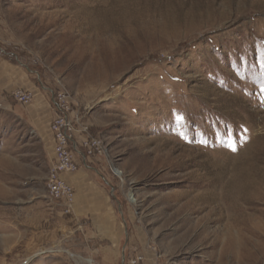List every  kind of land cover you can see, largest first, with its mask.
I'll use <instances>...</instances> for the list:
<instances>
[{"label": "rangeland", "instance_id": "1", "mask_svg": "<svg viewBox=\"0 0 264 264\" xmlns=\"http://www.w3.org/2000/svg\"><path fill=\"white\" fill-rule=\"evenodd\" d=\"M16 89L67 90L145 261L264 264V0H0V264H76Z\"/></svg>", "mask_w": 264, "mask_h": 264}, {"label": "crops", "instance_id": "2", "mask_svg": "<svg viewBox=\"0 0 264 264\" xmlns=\"http://www.w3.org/2000/svg\"><path fill=\"white\" fill-rule=\"evenodd\" d=\"M42 96L44 97L43 94ZM42 100L37 98L33 101L32 111L38 116L36 119L34 117V120L37 127L42 129L41 133H48L52 109L51 105L44 103V98ZM84 136L81 131L75 134L77 140ZM51 148L47 150L50 167L53 161ZM100 157L102 156L97 155L87 159L90 167L86 166L84 159L79 158L81 164L79 171L65 175L66 180L76 190V200L71 208L66 203L54 201L47 195L51 204L50 213L54 214L52 222L54 232L59 236L57 244L85 248L86 254L81 252L76 254V264H128V259L137 252L145 253L147 259L152 250L141 251L134 247L135 240L133 236L127 234L124 227V213L117 206L120 198L106 186L110 183L104 172L105 164H102ZM142 264L152 262L147 260Z\"/></svg>", "mask_w": 264, "mask_h": 264}, {"label": "built area", "instance_id": "3", "mask_svg": "<svg viewBox=\"0 0 264 264\" xmlns=\"http://www.w3.org/2000/svg\"><path fill=\"white\" fill-rule=\"evenodd\" d=\"M51 92L54 114L49 123V131L52 135L53 161L45 184L52 200L64 202L71 208L76 200V190L66 180L65 175L79 171L81 167L79 158L84 159L86 166L90 167L87 159L97 155L106 156L107 151L103 140L92 134L89 126L83 124L84 115L73 112L67 90H51ZM11 95L19 103L26 105H30L35 100V94L29 90L16 89ZM77 131L84 133V138L77 140L75 138ZM110 171L117 180L123 181V171L120 168L111 165ZM129 199L135 201V198ZM145 259V253L137 252L128 259V264H142ZM153 264L163 263L156 259Z\"/></svg>", "mask_w": 264, "mask_h": 264}, {"label": "snow or ice", "instance_id": "4", "mask_svg": "<svg viewBox=\"0 0 264 264\" xmlns=\"http://www.w3.org/2000/svg\"><path fill=\"white\" fill-rule=\"evenodd\" d=\"M184 120V117L183 116H178L177 117V123H180V122H182ZM186 138V137H185ZM233 150H235L234 149V146H233Z\"/></svg>", "mask_w": 264, "mask_h": 264}]
</instances>
